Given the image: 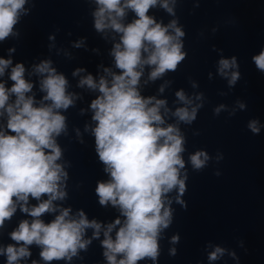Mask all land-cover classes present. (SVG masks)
I'll list each match as a JSON object with an SVG mask.
<instances>
[{
    "label": "clouds",
    "instance_id": "9594fccd",
    "mask_svg": "<svg viewBox=\"0 0 264 264\" xmlns=\"http://www.w3.org/2000/svg\"><path fill=\"white\" fill-rule=\"evenodd\" d=\"M26 3L27 0H0V41L13 34L14 25L25 13ZM95 3V31L103 33L111 29L120 34V41L114 44L111 52L119 74L105 69L112 76L110 82L102 76L97 83L91 74L79 81V86L87 85L100 93L90 105L94 111L92 119L96 122L92 133L98 159L111 179L97 183L95 192L99 204L118 206L125 218L123 223L117 218L107 226L102 241L104 256L108 264H137L145 258L155 262L159 256L160 233L172 222L173 210L167 194L176 189V202L187 209L182 197L188 190V177L181 175L185 168L182 153L186 141L176 124L162 126L165 120L161 109L168 111L167 101L154 96L143 97L138 85L146 65L151 67V81L178 70L187 58L182 41L185 32L177 27L175 20L164 26L148 15L158 0H95ZM161 7L173 12L168 0H163ZM127 9L135 13L136 19L124 24ZM252 61L264 74V48L252 57ZM10 65L11 59L0 58V76ZM239 67L236 56L219 60L218 72L222 77L229 76L226 70L237 69L228 79L230 89L242 78ZM34 70L43 77L40 81V89L46 93L43 101L50 103L42 101L36 106L34 97L26 95L33 84L25 79L23 63L11 67V87L0 82V116L7 114V130L12 133L0 131V226L15 213L18 202H23L21 211L33 218L31 222L21 221L10 234L19 247L10 244L0 248V254L7 257V264H19L21 259L30 257L28 246L34 243L41 246L40 256L46 262L71 260L78 249H85L91 243L83 239L85 230L93 228V236L98 238L101 229V224L89 221L82 210L78 212V219L70 216L69 208L61 209L50 223L40 218L45 213L55 212L53 201L63 200L67 195L61 181L68 174L57 163L62 152L56 137L66 128V117L60 110L73 105V96L67 92L65 76L52 67L51 60L41 61ZM83 71L85 69L78 68L73 75ZM160 91H164L163 87ZM175 95L185 105L192 103L183 90ZM13 96L15 99L10 102ZM237 104L240 110H247L244 101L238 100ZM201 107L203 105H197L191 110L179 107L172 115L179 122L192 125ZM223 107L215 108L214 115ZM258 125V120L253 119L247 127L254 135H259ZM194 134L199 135V132ZM208 160L206 151H196L190 156L195 170H201ZM44 196L47 199H41ZM29 197L39 203L27 207ZM117 225L120 227L113 240L110 233ZM179 239L176 234L171 242L178 243ZM223 253V248L216 247L208 259L216 260ZM171 254L176 255V249H172ZM118 256L121 258L117 259Z\"/></svg>",
    "mask_w": 264,
    "mask_h": 264
},
{
    "label": "water",
    "instance_id": "95a60500",
    "mask_svg": "<svg viewBox=\"0 0 264 264\" xmlns=\"http://www.w3.org/2000/svg\"><path fill=\"white\" fill-rule=\"evenodd\" d=\"M162 3L163 0H158L148 15L164 26L177 21V27L185 32L182 41L187 58L177 71L168 72L155 81L149 80L151 67L146 65L138 90L145 98L154 96L166 100L168 111L161 109L165 120L162 126L176 124L185 136L182 153L185 168L181 175L187 174L188 190L182 197L187 202L186 210L176 202V189L167 194L173 210L172 222L160 236L208 205L264 176V74L252 61V57L264 48V0H168L172 13L161 7ZM24 7L25 13L14 25L13 34L0 41V58L12 60V65L0 76V82L11 87V67L23 63L25 79L33 84L26 95L33 96L39 106L46 93L40 89L43 77L35 72L34 66L51 60L52 67L65 76L67 92L73 96V105L60 110L66 117V128L56 137L62 152L57 163L68 174L61 181L67 195L63 200L53 201L55 212L45 213L40 218L50 223L61 209L69 208L70 216L78 219V212L82 210L89 221L100 223L101 229L98 238H94L93 228L85 230L83 239L91 243L85 249H78L71 260L46 262L40 256L41 246L34 243L28 246L30 257L21 259L19 264H33V261L37 264H108L102 244L104 232L117 218L121 223L125 218L118 206L99 204L95 192L97 183L111 179L98 159L92 133L96 122L92 119L94 111L90 105L100 93L87 85L79 86V81L91 74L97 83L102 76L110 82L112 76L105 69L119 74L111 52L114 44L120 41V34L111 29L103 33L95 31V0H27ZM134 19L135 13L127 9L122 22L128 24ZM78 43L80 47H76ZM233 56L237 57L242 78L230 89L228 79L237 69L226 70L229 76L222 77L218 68L220 59L230 60ZM78 68L85 71L74 76ZM180 90L191 104L185 105L178 100L175 93ZM14 99L11 97L10 102ZM238 100L247 104V110L239 109ZM197 105L203 107L199 108L192 125L179 122L172 115L179 107L191 110ZM221 105L224 107L214 115V109ZM7 119L6 113L0 116V131L12 134L7 130ZM253 119L259 122V135H254L247 127ZM196 132L199 135H195ZM196 151H206L209 155L201 170H195L190 162V156ZM217 172L219 176L215 175ZM22 203H17L15 213L0 226V248L10 244L19 247L10 234L21 221L33 219L21 211ZM38 203L29 197L27 207ZM119 227L117 225L110 233L113 240ZM0 264H7L6 255L0 254Z\"/></svg>",
    "mask_w": 264,
    "mask_h": 264
}]
</instances>
